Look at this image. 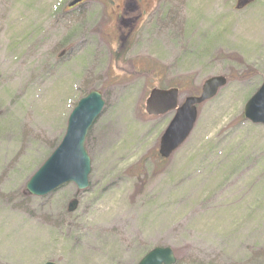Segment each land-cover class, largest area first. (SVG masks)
<instances>
[{"label": "rangeland", "instance_id": "obj_1", "mask_svg": "<svg viewBox=\"0 0 264 264\" xmlns=\"http://www.w3.org/2000/svg\"><path fill=\"white\" fill-rule=\"evenodd\" d=\"M69 1L0 0V264H135L155 246L174 264H264V126L242 116L264 77V0ZM218 75L159 158L173 113L148 116L149 90L178 87L180 104ZM91 90L89 185L29 194Z\"/></svg>", "mask_w": 264, "mask_h": 264}, {"label": "water", "instance_id": "obj_2", "mask_svg": "<svg viewBox=\"0 0 264 264\" xmlns=\"http://www.w3.org/2000/svg\"><path fill=\"white\" fill-rule=\"evenodd\" d=\"M83 0H72L69 7ZM226 83L223 76L206 79L198 96H187L177 107L178 89L152 88L145 100V112L148 115H163L175 110L172 119L164 129L158 146V154L167 158L191 132L196 120V106L212 98L218 89ZM104 105L101 95L91 91L82 97L70 112L65 133L58 146L51 152L43 164L27 181L25 188L35 196H44L63 184L73 182L78 190L88 186L90 160L84 148L87 132ZM243 116L252 123L264 126V78L259 88L245 102ZM77 201L68 204L72 210ZM175 257L169 247H153L136 264H173ZM44 264H54L46 262Z\"/></svg>", "mask_w": 264, "mask_h": 264}]
</instances>
